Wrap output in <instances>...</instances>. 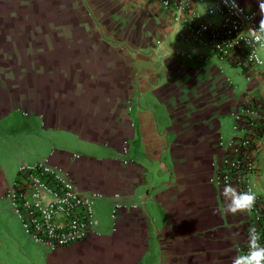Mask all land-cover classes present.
Listing matches in <instances>:
<instances>
[{"label":"crops","instance_id":"0c3cea01","mask_svg":"<svg viewBox=\"0 0 264 264\" xmlns=\"http://www.w3.org/2000/svg\"><path fill=\"white\" fill-rule=\"evenodd\" d=\"M50 1L53 23L35 26V41L22 33L0 66L15 85L0 122L20 112L25 139L0 168V209L9 216L17 167L44 160L98 196L96 232L50 250L1 217L0 264H231L247 215L225 214L208 180L234 113L264 104V67L244 76L190 44L179 48L190 60L175 58V28L150 0ZM236 1L260 21L258 0ZM28 136L42 141L34 151ZM257 168L252 187L264 195V152Z\"/></svg>","mask_w":264,"mask_h":264},{"label":"built area","instance_id":"2783aa9c","mask_svg":"<svg viewBox=\"0 0 264 264\" xmlns=\"http://www.w3.org/2000/svg\"><path fill=\"white\" fill-rule=\"evenodd\" d=\"M175 28L179 47L173 56L190 60L191 54L180 45L208 49L216 61L249 76L263 70L264 63L250 58L264 56V47L250 48L247 30L257 27L254 11L244 10L236 0H150ZM232 134L219 138L220 158L212 163L208 182L216 188L226 183L238 191L253 190L252 180L264 152V104L248 101L234 113ZM254 191V190H253ZM256 193V192H255ZM246 213L248 225L255 226L264 246V195ZM98 196L80 192L73 177L46 161L20 165L7 186L3 199L24 237L46 249L65 248L84 242L95 234L92 201ZM113 207L110 217L116 213ZM247 250V237L242 253Z\"/></svg>","mask_w":264,"mask_h":264},{"label":"rangeland","instance_id":"374dc122","mask_svg":"<svg viewBox=\"0 0 264 264\" xmlns=\"http://www.w3.org/2000/svg\"><path fill=\"white\" fill-rule=\"evenodd\" d=\"M51 7L50 0H0V64H4L3 61H5L4 65H7L6 61L8 60L5 59L11 55L18 54L14 45L19 44L18 41L23 34L30 35V39L35 41L37 37L33 33L34 27L53 23L56 17L50 14L52 13ZM36 33L40 35V32ZM6 41H10L12 48H8ZM2 64L0 66H3ZM224 67L229 69L226 65ZM5 69L6 67H0V104L4 98L9 97L8 93L11 91V88H15L14 83H8L9 75ZM236 71L239 73L238 70ZM5 92L6 94L4 95ZM20 114V112L8 114L0 122V168L2 169L9 168L8 161L10 155H18L17 150L21 149L20 144L23 143L24 138L18 133L22 127L23 120ZM231 134L232 130H229L226 135H222V138L225 139L226 136ZM27 139L32 142V144H28V148L32 147V149H29L30 151H34V144L42 143L40 139L33 136H28ZM4 204V207L6 206L7 208L6 202ZM7 210L9 211V208ZM7 214L3 209H0V218L13 217L10 211L9 216Z\"/></svg>","mask_w":264,"mask_h":264},{"label":"clouds","instance_id":"9594fccd","mask_svg":"<svg viewBox=\"0 0 264 264\" xmlns=\"http://www.w3.org/2000/svg\"><path fill=\"white\" fill-rule=\"evenodd\" d=\"M261 19L257 27H250L248 37L245 39L250 48L264 47V0H258ZM250 58H255L257 63H264V59L256 57L254 51ZM223 201V212L227 215L247 213L254 206L256 193L251 188L247 191H238L231 183L223 185L220 193ZM238 235V234H237ZM260 234L255 226L247 230V250L231 258V264H264V246L259 243Z\"/></svg>","mask_w":264,"mask_h":264}]
</instances>
